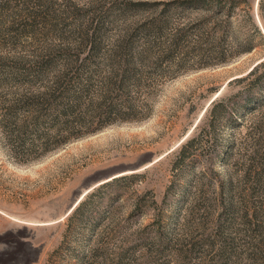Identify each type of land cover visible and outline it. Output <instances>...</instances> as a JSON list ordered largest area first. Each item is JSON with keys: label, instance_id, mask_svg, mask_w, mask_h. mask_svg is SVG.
<instances>
[{"label": "rangeland", "instance_id": "rangeland-1", "mask_svg": "<svg viewBox=\"0 0 264 264\" xmlns=\"http://www.w3.org/2000/svg\"><path fill=\"white\" fill-rule=\"evenodd\" d=\"M175 1L0 0V108L39 94L50 75L33 68L82 59L90 39L97 60L121 35L145 56L129 119L46 149L0 126V264H264V0L229 14Z\"/></svg>", "mask_w": 264, "mask_h": 264}, {"label": "trees", "instance_id": "trees-1", "mask_svg": "<svg viewBox=\"0 0 264 264\" xmlns=\"http://www.w3.org/2000/svg\"><path fill=\"white\" fill-rule=\"evenodd\" d=\"M237 2L238 0H177L174 3H182L190 7L197 5L207 8L218 7L229 14ZM138 4H145V2H138ZM183 34L177 29L175 33L165 37L167 45L163 47V50L166 49V56L170 55L168 49L171 46L180 44ZM115 40L117 41L111 43L110 47H106L107 53L104 61L97 60L99 57L97 53L101 51L103 44L100 39H90V42L82 43L80 51L84 47L87 49V54L82 59L77 55L70 56L59 63H56L55 58L42 60L37 68H33V71L37 69L39 76L42 73L50 75L43 89L38 91L39 94H34L35 96L30 90H23L22 93H18V98L0 108V126L6 132L14 131L8 128L21 127L24 131L23 137L26 136V139L32 137L31 141L38 138L43 149H46V145L52 141L56 146L66 142L69 137L80 135L83 131L90 132L106 124L129 119L135 110V106L130 103V87L136 79L140 66L144 65L145 56L139 54L138 60L135 61L132 55L133 40L131 37L121 35ZM165 40L159 38V47ZM210 51L218 61H224L221 49L215 48ZM102 64L106 66V69ZM95 75L98 82L95 88H91L93 86L91 80ZM34 80L36 81V78ZM28 82L25 81L24 86H29L26 84ZM45 95L47 98L43 97ZM18 101H22L21 107L27 114L16 124L17 109L14 103ZM43 103L45 106L42 108ZM42 112H44V121L41 122L39 117ZM25 132L31 136H27ZM13 136L12 140L15 142L16 135ZM23 137L22 139L26 140ZM194 141L195 138H189L178 148L181 157ZM139 174L138 172L124 173L103 182L135 178Z\"/></svg>", "mask_w": 264, "mask_h": 264}, {"label": "water", "instance_id": "water-1", "mask_svg": "<svg viewBox=\"0 0 264 264\" xmlns=\"http://www.w3.org/2000/svg\"><path fill=\"white\" fill-rule=\"evenodd\" d=\"M137 168V166L136 167H131V168H125V167H123V168H119V169H117V168H112V169H110V170H108L107 172H106V174L103 176V180H107V179H110V178H112V177H114V176H116L117 174H119L120 172H124V171H126V170H129V171H132V170H134V169H136Z\"/></svg>", "mask_w": 264, "mask_h": 264}]
</instances>
